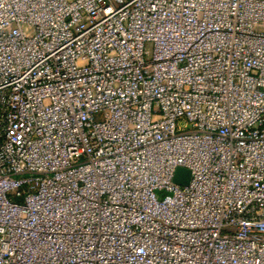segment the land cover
Segmentation results:
<instances>
[{
  "label": "built area",
  "instance_id": "obj_1",
  "mask_svg": "<svg viewBox=\"0 0 264 264\" xmlns=\"http://www.w3.org/2000/svg\"><path fill=\"white\" fill-rule=\"evenodd\" d=\"M0 264H264V0H0Z\"/></svg>",
  "mask_w": 264,
  "mask_h": 264
},
{
  "label": "water",
  "instance_id": "obj_2",
  "mask_svg": "<svg viewBox=\"0 0 264 264\" xmlns=\"http://www.w3.org/2000/svg\"><path fill=\"white\" fill-rule=\"evenodd\" d=\"M189 171L184 168H179L175 172L174 182L180 186L187 185L189 181Z\"/></svg>",
  "mask_w": 264,
  "mask_h": 264
},
{
  "label": "rangeland",
  "instance_id": "obj_3",
  "mask_svg": "<svg viewBox=\"0 0 264 264\" xmlns=\"http://www.w3.org/2000/svg\"><path fill=\"white\" fill-rule=\"evenodd\" d=\"M156 196L158 199H161L163 197V193L162 192H156Z\"/></svg>",
  "mask_w": 264,
  "mask_h": 264
}]
</instances>
